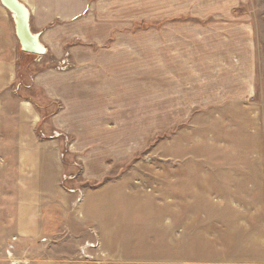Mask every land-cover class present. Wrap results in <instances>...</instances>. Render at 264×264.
Returning a JSON list of instances; mask_svg holds the SVG:
<instances>
[{
    "label": "rangeland",
    "instance_id": "obj_1",
    "mask_svg": "<svg viewBox=\"0 0 264 264\" xmlns=\"http://www.w3.org/2000/svg\"><path fill=\"white\" fill-rule=\"evenodd\" d=\"M85 1L0 4V264H264V0Z\"/></svg>",
    "mask_w": 264,
    "mask_h": 264
},
{
    "label": "crops",
    "instance_id": "obj_2",
    "mask_svg": "<svg viewBox=\"0 0 264 264\" xmlns=\"http://www.w3.org/2000/svg\"><path fill=\"white\" fill-rule=\"evenodd\" d=\"M27 10L29 14V26L30 21L34 22L35 18L41 19H62L77 20L82 14H86L88 6L85 0H18ZM81 18V17H80ZM35 26V23L32 25ZM31 30V28H30ZM58 31V30H56ZM54 29H46L44 31H32L31 33L37 34L40 43L47 49V46L51 48L57 46V43L53 40ZM50 50V49H49Z\"/></svg>",
    "mask_w": 264,
    "mask_h": 264
},
{
    "label": "water",
    "instance_id": "obj_3",
    "mask_svg": "<svg viewBox=\"0 0 264 264\" xmlns=\"http://www.w3.org/2000/svg\"><path fill=\"white\" fill-rule=\"evenodd\" d=\"M5 5L14 14V28L21 48L31 54L42 55L45 52L44 46L40 43L37 34H33L29 27V14L26 8L18 0H3Z\"/></svg>",
    "mask_w": 264,
    "mask_h": 264
},
{
    "label": "bare ground",
    "instance_id": "obj_4",
    "mask_svg": "<svg viewBox=\"0 0 264 264\" xmlns=\"http://www.w3.org/2000/svg\"><path fill=\"white\" fill-rule=\"evenodd\" d=\"M0 4L10 13V15H12L11 16V18H12V20L16 17L15 16V14H14V12L10 9V8H8L6 5H5V3L3 2V0H0ZM27 10V9H26ZM28 11V10H27ZM14 21V20H13ZM31 31V30H30Z\"/></svg>",
    "mask_w": 264,
    "mask_h": 264
}]
</instances>
